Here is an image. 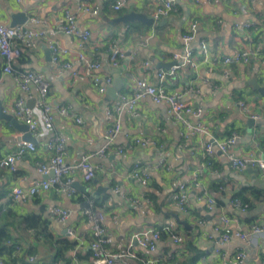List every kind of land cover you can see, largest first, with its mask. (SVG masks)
I'll return each instance as SVG.
<instances>
[{"label":"crops","instance_id":"obj_1","mask_svg":"<svg viewBox=\"0 0 264 264\" xmlns=\"http://www.w3.org/2000/svg\"><path fill=\"white\" fill-rule=\"evenodd\" d=\"M82 1L0 0L3 24L9 26L13 15L23 13L27 16L23 26L44 34L35 40L32 49H21L14 70L41 75L47 84L46 102L51 105L65 103L72 114L68 118L54 116L50 133L47 135L41 130L35 139V152L27 153L17 162L16 173L0 168V206L9 207L18 217L35 214L46 222L43 232L46 238L39 235L30 250L26 243L15 245L19 251L12 252L10 258L13 261L8 260L5 252L3 258L10 261L9 264H32L29 256H35L40 264H73L74 259L78 264H90L93 222L84 214L89 211L91 215L103 216V228L109 236L102 247L110 253H126L127 256L120 260L122 264H146V260L158 258L162 264L187 261V264H264V233L248 241L234 238L219 245L214 231L215 227H221V217L228 219L231 231L247 233L252 224L264 226V177L254 168H246L240 173L232 170L218 150H214L210 158L203 153V146L210 137L223 140L235 134L233 152L237 157L264 158V99L258 97L250 84L255 81L264 87V0L178 1L168 15L149 26L139 22L124 25L113 20L129 12L142 13L152 19L156 0H128L117 12L109 9L113 0H90L88 5L98 8L96 15L77 12ZM65 10L75 14L79 30L89 31L83 51L89 58L99 61L97 74L111 77L112 81L115 77L122 80L123 85L115 99L107 100L106 92L99 94L88 83L72 84L68 71L60 72L50 64L49 40L69 50L71 56L77 50L75 36L51 32ZM192 21L197 23V33L185 44L182 36ZM145 38L148 42L140 45ZM110 42L118 43L125 53L137 49L134 61L129 63V56H125L121 68L130 66L131 74L151 84H157L158 70L168 71L174 64L173 55L182 57L185 48L192 49L197 62L195 68L180 67L174 75L166 76L164 84L168 92L181 95L182 103L201 110L198 118L188 116L187 120L192 124L201 123L208 134L188 132L185 126L172 120L165 104H155L149 98L138 102L136 114L123 111L108 117L106 110L111 108L117 96L131 93L124 74L113 68L108 60ZM202 42L209 52L206 63L202 62L199 52ZM255 48L260 54L258 59L228 66L220 62L223 56ZM145 61L148 66L143 65ZM180 61L179 58L176 62ZM2 64L0 58V104L5 114L14 117V102L22 98L26 106L33 107L40 101L39 92L35 85H31L28 92H22L13 78L3 73ZM238 100H243L258 117L252 119L243 113L237 106ZM36 117L42 122L43 112H36ZM75 117H80L81 123H76ZM114 118L119 121L120 130L113 147L120 146L123 151L116 154L111 148L105 158H92V163L99 168L89 182L78 178L83 190L75 188L76 194L72 197L50 189L23 202L9 199L11 187L26 188L45 178L35 171L34 164L53 154L45 146L49 136L58 134L64 138L65 161L74 164L83 155L93 154L101 148L104 130ZM15 119L23 124L20 119ZM19 134L24 137V133L11 123L0 120V156L15 149ZM133 138L154 139L158 148L134 146ZM135 166L147 167L145 185L132 177ZM198 171L201 175L196 186L191 180ZM21 176L26 177L22 182L19 181ZM180 184H185L187 191L186 213L180 212L174 202V192ZM245 188L258 192H247L245 198L249 207L240 211L233 206L232 199ZM206 196L213 199L212 205L208 204ZM93 202L95 206L92 207ZM55 207L70 211L65 222L51 218ZM179 222L186 223L189 228ZM167 223L174 225L176 234L182 237L181 243L175 244L163 236L154 252L133 242L130 246L132 234L145 228L160 229ZM50 238H67L76 243L65 253L67 260L55 258Z\"/></svg>","mask_w":264,"mask_h":264},{"label":"built area","instance_id":"obj_2","mask_svg":"<svg viewBox=\"0 0 264 264\" xmlns=\"http://www.w3.org/2000/svg\"><path fill=\"white\" fill-rule=\"evenodd\" d=\"M178 1L186 0H156L152 13L153 22H157L160 18L168 15L175 8V3ZM89 2L90 0H83L82 3L78 4L76 11L92 15L98 14V8L96 6L90 7L88 5ZM127 2L128 0H113L109 5V9L113 12H117L124 7ZM75 18V14L65 10L63 18L51 32L75 36L77 39V50L73 53V56H71L69 50L61 47L55 41L49 40L47 47L50 54V64L60 72L68 71L72 84L88 83L99 94H104L107 88L111 86L112 79L111 77H103L97 74L100 69L99 61L89 58L84 53V46L88 42L90 33L87 30H79ZM31 21L36 22L34 18H31ZM196 33L197 23L192 21L188 24L187 30L182 36L183 42L185 44L190 43L195 38ZM43 35V32L27 29L23 25L15 27L7 26L0 20V58L3 63V73L11 76L22 92H28L31 85H35L38 88L40 101L32 108L27 107L22 98H18L14 102V117L20 119L23 124L26 125L27 132L34 139L39 136L41 130L47 135L50 133L51 123L55 115L66 118L72 117L65 103L51 105L46 102L47 84L43 81L41 75L32 71L20 72L13 68V65L20 57L21 49H32L35 40L43 37ZM13 42H15V44H13ZM147 42L148 38H145L140 45L146 44ZM199 52L202 56V62H209V52L203 42L200 43ZM136 53L137 49L125 53L122 47L116 42H110L108 45V60L113 68L119 69L120 72L124 74L131 93L129 95L119 94L111 108L106 110V115L108 117H113L119 115L123 111L136 114L138 102L144 98H149L155 104H165L167 113L171 116L172 120L175 123L185 126L188 132L208 134L207 129L201 123L192 124L187 120L188 116L198 118L201 115V110L182 103L180 101L181 95L168 92L164 84L166 76L174 75L176 70L180 67L186 65L195 68L197 62L194 61V51L185 48L182 57L176 54L173 55L174 61L179 60V58L181 59L180 63L175 61L168 71L158 70L156 73L157 84H151L144 79L135 77L130 72V66H125L123 69L121 68V61L125 56H129L128 62L131 63L134 61ZM259 57L258 48H255L235 52L232 56H223L220 62L228 66L231 64L247 63L249 60L258 59ZM148 64L147 61L143 62L144 66H148ZM237 106L243 113L249 115L250 118L255 119L258 117V114H254L243 100H238ZM40 110L44 115L42 122L36 117V112ZM74 121L79 124L81 123V118L75 117ZM119 130V121L114 118L112 123L104 130L102 136L103 145L101 148L93 154L83 155L78 162L74 164L65 161L66 147L64 138L58 134L49 136L45 146L52 150L53 154L47 160L36 161L34 164L35 171L45 176V178L32 183L26 188L20 185L11 187V190L8 192L9 199L13 202H23L39 196L41 193L50 189L55 190V192L59 194H65L70 197L74 196L76 194V189L73 187V184L77 182L78 178L83 182H89L95 177L99 166L92 163V158H105L107 151L111 148H114L116 154L122 153V147H113L115 137L119 133ZM17 137L19 139L16 142L15 149L8 155L0 156V168L12 173H16L17 171V162L27 153L35 152L36 149L34 143L23 139V134H19ZM236 139L237 136L235 134H231L223 140H216L210 137V140L203 146V153L207 158H210L214 150H218L223 154L227 164L232 170L240 173L246 168H254L258 170L261 177H264V158L237 157L233 152ZM132 143L134 146L140 148H158L155 140L150 138H133ZM147 173V167L135 166L132 169V177L139 180L142 185H145L147 182ZM200 175L201 172L198 171L192 176L191 181L196 186H198L197 182ZM25 179L26 177L21 176L19 181L22 182ZM206 200L209 205L213 204L212 198L207 197ZM174 202L180 212H187L188 200L185 184H180L177 190H175ZM232 204L234 207L239 208L240 211H243L237 200L232 201ZM84 214L93 222L91 235L96 238V240L91 241L89 245L92 250L90 264H122L120 260L127 256L126 253H110L105 251L102 247L105 238L109 236L103 228V216L101 214L91 215L89 211H85ZM69 215L70 211L68 209L60 207L53 208L51 212V218L56 222H65ZM220 221L222 224L221 227L214 228V231L218 235L219 245L229 242L234 238L241 241H248L249 238L264 233V226L258 224L250 225L247 233H241L239 231L230 230L228 227L229 221L226 217H221ZM162 233H166L168 238L175 244L182 242V237L176 234L174 225L172 223H167L160 229L145 228L132 234L130 237V246H132L131 243L133 242L143 249L154 252ZM69 235L72 237L71 233H69ZM15 249L18 250L19 248L16 246ZM215 253H219L218 249L215 250ZM238 256L241 257V254H238ZM28 259L29 261H34L35 257L29 256ZM76 261L77 260L74 259L73 264H78ZM145 263L162 264V261L158 258L146 260ZM0 264H9V262L0 258ZM209 264L212 263L210 262Z\"/></svg>","mask_w":264,"mask_h":264},{"label":"trees","instance_id":"obj_3","mask_svg":"<svg viewBox=\"0 0 264 264\" xmlns=\"http://www.w3.org/2000/svg\"><path fill=\"white\" fill-rule=\"evenodd\" d=\"M249 191L255 192V193L258 192L257 190L253 188H245L244 191H240L234 194L233 199H232V201L237 200L240 208H242L243 210L249 207L248 199L245 198L247 192ZM0 200H1V196H0ZM78 200H82V199L78 198ZM93 206H95V202H93L92 207ZM45 228H46V222L39 215L30 214V215L18 217L15 215L14 212H12V209H10L9 207L0 206V258H3L2 253L5 252L9 258L8 260H12V258H10L12 255V252H16L15 245L19 243H26V245L29 246L28 248L30 250L31 246H33L32 243L35 241V239L39 235L43 238L44 237L46 238V236L43 233ZM13 232L14 233L18 232V233L17 235H15ZM15 236H18V238L17 237L15 238ZM163 236L168 237L166 233H162L160 236V239ZM93 240H96V238L92 237L91 241ZM49 243L54 248L55 258L61 259V260L68 259L65 257V253L68 251H71L75 247V244H76L75 242L67 238L61 239V240H55V239L50 238ZM90 253H91V250H90ZM30 262L32 264H40L39 261L36 259V257L34 261H30ZM187 262L184 264H187Z\"/></svg>","mask_w":264,"mask_h":264},{"label":"water","instance_id":"obj_4","mask_svg":"<svg viewBox=\"0 0 264 264\" xmlns=\"http://www.w3.org/2000/svg\"><path fill=\"white\" fill-rule=\"evenodd\" d=\"M26 21H27V16L23 13H18L12 16V21L9 26L15 27V26L23 25ZM113 21H115L116 23H122L124 25L128 23L139 22L141 24L149 26V25H152L153 23L152 19H149L144 14L137 13V12H129L127 14L120 16L119 18ZM116 72L118 73V70H116ZM250 84L252 86V89L258 93V97H261L264 99V87L258 86V84H256L255 81H252ZM122 85H123L122 80H120V78L115 77L114 80L112 81L111 86L108 87L106 90L107 100L115 99ZM27 107L30 108L32 106H27ZM0 120H5L11 123L15 128H17L19 131L24 133V137H23L24 140L35 143L36 140L27 132L26 125L18 123L13 116L5 114L2 111L1 104H0ZM249 169L250 168H248V170ZM73 187L78 190H83L82 186L78 182H75L73 184ZM90 198H93V197L90 196ZM83 205L86 209H88L87 203H84ZM179 223H182L185 227L189 228V226H187L186 223L184 222H179Z\"/></svg>","mask_w":264,"mask_h":264}]
</instances>
